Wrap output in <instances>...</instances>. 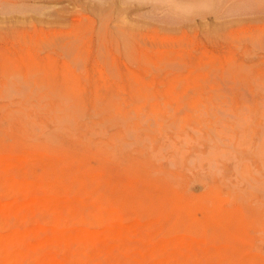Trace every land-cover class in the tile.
I'll use <instances>...</instances> for the list:
<instances>
[{"label":"rangeland","instance_id":"rangeland-1","mask_svg":"<svg viewBox=\"0 0 264 264\" xmlns=\"http://www.w3.org/2000/svg\"><path fill=\"white\" fill-rule=\"evenodd\" d=\"M0 264H264V0H0Z\"/></svg>","mask_w":264,"mask_h":264}]
</instances>
